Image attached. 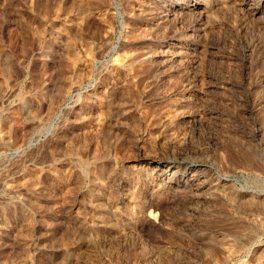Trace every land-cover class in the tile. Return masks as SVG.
Segmentation results:
<instances>
[{
	"label": "rangeland",
	"instance_id": "374dc122",
	"mask_svg": "<svg viewBox=\"0 0 264 264\" xmlns=\"http://www.w3.org/2000/svg\"><path fill=\"white\" fill-rule=\"evenodd\" d=\"M0 264H264V0H0Z\"/></svg>",
	"mask_w": 264,
	"mask_h": 264
},
{
	"label": "bare ground",
	"instance_id": "6f19581e",
	"mask_svg": "<svg viewBox=\"0 0 264 264\" xmlns=\"http://www.w3.org/2000/svg\"><path fill=\"white\" fill-rule=\"evenodd\" d=\"M17 121H19V120H17ZM262 169V168H261ZM106 216V215H105Z\"/></svg>",
	"mask_w": 264,
	"mask_h": 264
}]
</instances>
